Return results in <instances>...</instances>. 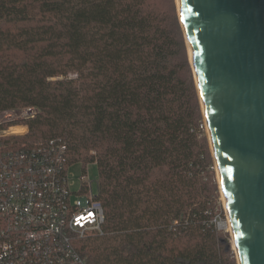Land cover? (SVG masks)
I'll return each instance as SVG.
<instances>
[{"label":"trees","instance_id":"obj_1","mask_svg":"<svg viewBox=\"0 0 264 264\" xmlns=\"http://www.w3.org/2000/svg\"><path fill=\"white\" fill-rule=\"evenodd\" d=\"M186 40L174 0H0V111L35 107L21 140L97 165L88 264H237Z\"/></svg>","mask_w":264,"mask_h":264},{"label":"water","instance_id":"obj_2","mask_svg":"<svg viewBox=\"0 0 264 264\" xmlns=\"http://www.w3.org/2000/svg\"><path fill=\"white\" fill-rule=\"evenodd\" d=\"M178 4L239 262L264 264V0Z\"/></svg>","mask_w":264,"mask_h":264},{"label":"built area","instance_id":"obj_3","mask_svg":"<svg viewBox=\"0 0 264 264\" xmlns=\"http://www.w3.org/2000/svg\"><path fill=\"white\" fill-rule=\"evenodd\" d=\"M37 114L0 111V264H88L79 243L103 234L99 192L72 179L65 145L21 140Z\"/></svg>","mask_w":264,"mask_h":264},{"label":"rangeland","instance_id":"obj_4","mask_svg":"<svg viewBox=\"0 0 264 264\" xmlns=\"http://www.w3.org/2000/svg\"><path fill=\"white\" fill-rule=\"evenodd\" d=\"M175 2V6H176V10L178 13V17L180 20V23L182 22V17H181V13H180V9H179V4H178V0H174ZM183 22L181 23L182 26ZM183 29V27H182ZM184 32V31H183ZM187 38V37H186ZM188 47V46H187ZM188 55H189V50H188ZM189 60H190V56H189ZM191 63V61H190ZM192 64V63H191ZM192 67V65H191ZM193 70V68H192ZM194 71H193V76H194ZM194 81H195V86L197 89V94L199 97V92H198V88H197V82L195 80V76H194ZM199 102H200V106H201V110H202V117H203V131L205 133L206 136V140H207V146H208V150H209V154H210V160L208 161V166L205 170V181H207L210 184L211 187V195L212 198L214 199V205H215V218H214V222L216 224L217 230L225 237L228 239L229 243H230V250L232 251V254L234 255V258L236 260V263L238 264V260H237V256H236V252H235V244L233 242V238H232V233H231V229H230V224H229V219L226 213V208H225V203H224V198L221 192V188H220V178L218 176V172H217V167H216V163H215V159H214V155H213V150H212V146H211V141H209V130H208V126H207V122H206V118L203 112V108L201 105V100L199 97ZM91 154H95V152L93 151ZM70 172L73 174V180L76 182V184H80L81 183V179L83 178L86 181H92L93 183V188L94 190L97 192L98 190V183H99V176H98V168L97 165L92 163V164H88L87 166L84 167V165L82 163H75L71 169Z\"/></svg>","mask_w":264,"mask_h":264},{"label":"bare ground","instance_id":"obj_5","mask_svg":"<svg viewBox=\"0 0 264 264\" xmlns=\"http://www.w3.org/2000/svg\"><path fill=\"white\" fill-rule=\"evenodd\" d=\"M187 39V38H186ZM187 41V44H188V49H189V55H190V60H191V63H192V66L194 64L193 62V58H192V55H191V51H190V47H189V43H188V39L186 40ZM194 68V66H193ZM194 73H195V70H194ZM195 76V80L197 82V88H198V92H199V97H200V100L202 102V98H201V93H200V89H199V84H198V81L196 79V74H194ZM203 104V103H202ZM202 108H203V112H204V115H205V118H206V122H207V126H208V121H207V116H206V113H205V110H204V106L202 105ZM21 129L19 128H13L12 129V132H16V131H19ZM208 130H209V126H208ZM209 138H210V141H211V135H210V130H209ZM211 146H212V150H213V155H214V159H215V163H216V167H217V172H218V176L220 178V175H219V170H218V165H217V161H216V156H215V152H214V148H213V145H212V142H211ZM220 190L222 192V195H223V198H224V203H225V208H226V213H227V216H228V219H229V224H230V229H231V233H232V238H233V242L235 244V239H234V235H233V231H232V227H231V223H230V218H229V214H228V209H227V205H226V201H225V196H224V192H223V188H222V184H221V179H220ZM235 252H236V258L238 260V263L240 264L239 262V258H238V253H237V248H236V244H235Z\"/></svg>","mask_w":264,"mask_h":264}]
</instances>
